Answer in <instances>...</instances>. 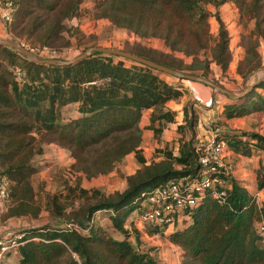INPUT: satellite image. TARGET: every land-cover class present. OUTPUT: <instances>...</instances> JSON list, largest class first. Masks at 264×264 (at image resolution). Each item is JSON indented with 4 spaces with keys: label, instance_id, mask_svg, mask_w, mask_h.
Masks as SVG:
<instances>
[{
    "label": "trees",
    "instance_id": "trees-1",
    "mask_svg": "<svg viewBox=\"0 0 264 264\" xmlns=\"http://www.w3.org/2000/svg\"><path fill=\"white\" fill-rule=\"evenodd\" d=\"M3 1L0 0V16ZM9 1L11 19L4 22V27L10 39L19 42L21 37L33 36L34 43L41 47L62 38L63 20L75 16L81 0ZM225 1L93 0L92 8L94 18H107L115 27L139 37H157L163 45L160 50L142 45L122 49L171 68L200 71L198 74L205 76L210 61L224 70L232 59L227 29L218 12ZM230 1L244 20L254 19V27L240 34L243 53L236 60L235 71L244 77L257 66H264V0ZM210 16L216 22L214 33L209 30ZM256 37L262 41V52ZM175 52L190 56V61L185 62ZM113 56L91 51L65 65L37 63L0 43V174L9 183V202L2 218L36 217L40 211L30 182L36 171L30 159L40 152L33 128H43L52 136L49 141L67 148L71 167L85 177L109 172L128 152H133L138 165L132 173L120 174L125 183L121 190L104 193L97 187H82L79 180L67 188L66 197L78 191L89 201L67 217L66 228L28 229L17 249L19 264H158L147 250H137L138 234L135 228L130 231L125 226L127 216L141 206L142 192L168 178L195 173L199 155V141L194 140L198 112L192 101L186 102L181 108L182 122L175 127L177 153L163 143L154 148L161 157L145 162L138 125L141 111L150 109L149 126L157 139L162 123L173 119V112L165 107L166 101L182 92L165 81L159 71L133 61L127 64ZM13 66L23 70L22 81L14 79ZM69 102L77 104L79 115L58 120L57 106ZM220 112L224 117L264 112V78L257 79L235 101L222 102ZM154 121L157 126L151 124ZM221 135L227 147L241 154L250 153L248 141L264 151V134L228 133L222 127ZM258 172L255 179L260 189L264 188V176ZM219 176L228 184L223 201L217 202L205 194L191 210L187 222L164 232L180 249L178 264H264V240L254 226L264 214V205L256 203L254 195L230 170H220ZM54 199L52 195L49 201L55 214L62 215L63 206ZM96 210L108 211L109 224L121 237H114L93 223ZM150 231L156 232L157 228ZM130 235L135 245L129 241Z\"/></svg>",
    "mask_w": 264,
    "mask_h": 264
},
{
    "label": "rangeland",
    "instance_id": "rangeland-1",
    "mask_svg": "<svg viewBox=\"0 0 264 264\" xmlns=\"http://www.w3.org/2000/svg\"><path fill=\"white\" fill-rule=\"evenodd\" d=\"M208 6L211 10L214 9L213 6ZM92 7H94L93 0H81L78 4V9L75 16L63 20L65 29L61 33L62 38L57 40L56 43L48 45L51 46L50 48H53L55 51V55H48V57L51 56L59 59H69L82 52L83 50H81V48L83 46H107L133 49L137 45H142L159 50L160 48L163 49V45L161 43L162 40L157 37H139L126 29L115 27L108 21L107 18H94V9ZM218 12L225 28L227 29L229 37L228 50L232 55V60L228 62L227 67L224 70H221L217 65L210 61L208 68L205 71L206 75L204 77L215 82L222 88L231 90L233 92H241L242 90H244L245 83L255 82L257 79L264 78V71H257L256 73H253L252 69L244 77H240L239 74L235 71L237 62L236 60H238V57L242 56L243 53V42L240 39V34L246 33L248 28L254 27V19L251 18L244 20L239 15L238 8L235 3L230 0L222 3L219 6ZM208 21L209 30L214 33L216 31L215 19L210 16ZM0 36L10 38L9 33L4 27V21L1 19V17ZM20 40L21 41L19 42L22 44V46L31 51L33 48L38 46V44L34 43L33 36L21 37ZM256 41L259 44L260 42H262L260 37H256ZM258 49L260 52L263 51V47L261 44L258 45ZM174 55L182 57L185 62L190 61V56H184L179 52H175ZM113 58H121L127 64L131 62V60L129 59L116 55H114ZM17 63L22 65L21 62ZM198 73H200V71H198ZM160 76L164 80L172 82L174 85H178L182 88L184 87L183 84H189V82H192L191 80L180 79L163 72H160ZM200 86L207 85L202 84ZM208 87L212 92H214L215 97L221 99L222 101H235V98L229 97V99L228 96L223 94L221 91L210 86ZM183 90L184 93H187L188 91L186 90V87L183 88ZM188 101H192L193 106L197 107L196 98L194 96L188 95L187 97L183 98L182 103L185 104ZM76 106L77 104L72 102L57 106L58 120L66 121L69 118L79 115V112L76 110ZM166 108L168 107L166 106ZM197 108L199 109V107ZM203 116L204 115H202V117L200 116V122L204 129L207 130L210 125L216 122L221 125V123L218 121L219 119H211L212 116H210V118H206L204 116L203 118ZM252 118L256 122L255 127L264 133V112H256L252 114ZM202 132V129L200 132H197L198 136H194L195 141H197V139L198 141L200 139H203ZM32 134L36 140V143L38 144V146H40V152L35 153L30 159V163L33 164L36 169V171L30 176V182L36 195V201L40 205V211L36 217L21 215L24 216L26 221L29 223L27 230H36L39 227H41L39 229L47 230L64 227L66 228L68 223L67 217H72L73 212H75L74 210H77V208H79L81 205H85L87 201H89V199H87L84 194L78 193V191H75L73 196L66 197L68 192L67 188L72 187L79 180L81 186L85 188L97 187L104 193H109L116 189L119 190L124 187V182L120 178L122 177V175L116 174V169L118 171L121 170L124 173H128L135 167L131 162L132 160H130L131 158L129 159V156H127V158L121 160L118 164H116L111 169V171L90 177H85L83 173L76 171L71 167L72 158L69 155L68 149L61 146L56 141H49V139L52 138L51 134H48L47 131H45L41 127L33 128ZM164 136H174L169 142L165 143V146L170 148L174 153H177L176 138L178 136V133L175 134V132L172 133V131L169 130L164 133ZM153 138L154 136H151L149 134H146L145 138H143V142L141 144L143 146L142 149L143 151H145L146 155L152 150V145H150V142L153 141ZM162 142V140L161 142H159L161 146H163ZM154 156H156V152H154ZM260 160L261 163L259 165L260 169L258 173L261 176H264V157L260 158ZM233 171H235L234 168ZM235 174L238 177V173L236 172ZM250 183L253 184V181L251 180ZM52 195L56 197V199H54V202L63 206L62 215L55 214L52 203L49 201ZM2 201L5 210V205L9 202V200L5 199ZM258 204L264 205V191H259ZM131 213L132 212L128 214L127 220L129 219ZM1 214L0 219H3L1 217ZM91 219L93 223L100 225L105 229V231H107L114 237L122 236L110 226L108 220V211L96 210L95 212H93ZM131 237L132 235H130L128 239L132 244H134L133 238ZM34 239H36V237H34ZM137 250L144 251V249L139 248V244L137 245ZM16 252L18 251L16 250ZM16 252L15 256L11 257V261L6 264H19V254ZM147 252L149 255L153 256V254H150L148 250ZM153 257L155 258V255Z\"/></svg>",
    "mask_w": 264,
    "mask_h": 264
},
{
    "label": "built area",
    "instance_id": "built-area-1",
    "mask_svg": "<svg viewBox=\"0 0 264 264\" xmlns=\"http://www.w3.org/2000/svg\"><path fill=\"white\" fill-rule=\"evenodd\" d=\"M0 17L4 22L11 19L9 0L3 1ZM32 52L46 57L55 55L54 49L48 46L35 47ZM11 69L14 79L22 81L23 70L19 66H13ZM221 133L222 126L218 122L210 125L206 135L197 145L199 155L195 173L189 177L168 178L152 189L142 192L141 206L132 211L129 220L139 222L147 228H157L158 232H171L189 220L191 210L201 202L205 194L217 202L223 201L228 184L219 176V171H231L232 165L223 158L227 144ZM8 185L7 178L0 174V200L8 197ZM251 193L258 204L259 192L254 190ZM254 226L259 233L264 232V214ZM25 233V229L0 230V264H6L8 255L16 252L24 241Z\"/></svg>",
    "mask_w": 264,
    "mask_h": 264
},
{
    "label": "crops",
    "instance_id": "crops-1",
    "mask_svg": "<svg viewBox=\"0 0 264 264\" xmlns=\"http://www.w3.org/2000/svg\"><path fill=\"white\" fill-rule=\"evenodd\" d=\"M183 85H184L183 88L186 87V90H188L187 93H184V90L182 87L176 85L181 90L182 92L181 95L175 99H170L166 101L165 103V107L167 106L168 109H170L173 112V119L172 121H165L162 123L161 131L158 134V138H157L158 140L155 138V135H153V132L149 126L150 122H149L148 116H149L150 109L145 108L141 111V117L138 122V125L141 129L140 148H141L142 156L145 159V162H148L151 159L156 160L161 157V154L159 152H156V156H154L153 151H154V148L161 147V145L159 144L161 140L163 141L162 143H166V142H169L174 137V136L165 137L164 133L166 131L170 130L172 131V133L175 132L176 134V129H175L176 124L182 122L181 108L184 105L182 101H183V98L187 97L188 95H192L196 98L197 107H199V109L195 107L198 112L197 132H200L202 129L203 137L206 135L207 130L204 129L201 125L200 116L202 117V115H204L206 118H210V116H212L211 119L213 118L219 119L218 121L221 123L222 127H224L228 133H235L237 131H254L260 134H264L263 132H261L259 129L255 127L256 122L253 120L252 114L256 112H251V113H247V114L239 115V116L224 117L220 112L221 104L224 101L215 97V94L213 95L214 92H212L208 86H200L202 84L196 81H192V82H189V84H183ZM151 124L153 126H157V123L155 121L152 122ZM146 134L154 136V138L152 139L153 141L150 142L151 143L150 145H152L151 146L152 150L147 155L145 151H143L142 149L143 146L141 144ZM197 136H198V133H196V137ZM247 143L248 145H250L249 154L247 155L241 154L227 147L223 153V158L226 162L232 165L231 175L234 176L239 181L241 180L240 183L243 184L249 190V192L254 191V190H257L258 192L264 191V188L258 189L256 187V179H255L256 173L260 169V166H259L261 163L260 158L264 157L263 156L264 151L259 149V146L257 143H254L252 141H248ZM127 156H129L128 157L129 159L131 158L130 160H132L131 162L133 163L135 167L133 168L132 171L128 173H124L121 170L118 171L116 169V174L126 175L129 173H132L135 170V168L138 167L133 157V152L126 153L116 164H118L121 160L127 158ZM233 168L235 171H233ZM236 172L238 173V177L235 174ZM251 180L253 181V184L250 183ZM124 186H125V183H124ZM3 210H4L3 201L0 200V214ZM28 226H29V223L26 221L24 216H9V217L0 219V230L25 229V231H27ZM125 226L128 227L130 231H132L131 229L133 228L136 229L137 234H138V239H139V248L148 250L150 254H153V256L155 255V259L158 262V264H178L179 263L180 249L177 245L173 244L172 242L168 240L165 233H162V232L160 233L158 231L151 232L150 230L152 228H147L146 226L140 224L139 222L131 221L129 219L126 220ZM262 237L264 240V232L262 233ZM14 256H15V252H13L12 254L10 253L5 263H8L9 261H11V257H14Z\"/></svg>",
    "mask_w": 264,
    "mask_h": 264
},
{
    "label": "water",
    "instance_id": "water-1",
    "mask_svg": "<svg viewBox=\"0 0 264 264\" xmlns=\"http://www.w3.org/2000/svg\"><path fill=\"white\" fill-rule=\"evenodd\" d=\"M0 43L17 50L25 58L32 60L34 62L46 63V64H56V65H65V64L72 63L78 59H81V58L87 56L91 51L105 52V53H109V54H113V55H117V56L129 59V60L136 62V63H139V64L146 65V66H148L152 69H155L159 72L167 73L169 75H172V76L180 78V79H187V80H191V81L200 82L204 85L213 87V88L221 91L223 94H225L226 96H228L230 98H236V97L241 96L247 89L252 87L254 84V82L245 83L244 84V90H242L241 92H233L231 90L222 88L221 86H219L215 82L209 80L208 78H206L200 74L171 68V67L166 66L162 63L156 62L152 59H149V58H146L144 56L129 52V51L124 50L122 48H116V47L88 46L82 52L73 56L72 58L59 59L56 57H46V56H42V55H39L37 53H34L31 50L23 47L20 42H17L15 40L10 39V38H5V37L0 36ZM252 71H253V73H256L257 71H264V66H257Z\"/></svg>",
    "mask_w": 264,
    "mask_h": 264
}]
</instances>
